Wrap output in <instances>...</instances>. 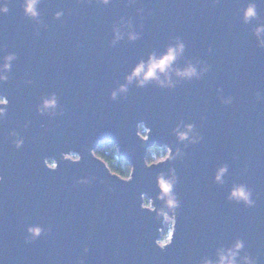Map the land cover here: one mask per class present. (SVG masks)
I'll return each mask as SVG.
<instances>
[{
    "label": "water",
    "instance_id": "95a60500",
    "mask_svg": "<svg viewBox=\"0 0 264 264\" xmlns=\"http://www.w3.org/2000/svg\"><path fill=\"white\" fill-rule=\"evenodd\" d=\"M250 2L259 19L244 24ZM8 4L0 14V61L11 52L17 59L9 80L0 81L8 100L0 105V264H200L236 238L264 264V101L256 99L264 95V49L252 32L264 23V0H41L43 26L25 16L23 0ZM59 10L64 16L56 20ZM121 17L133 20L141 38L110 47ZM177 36L186 44L177 65L203 60L210 72L175 89L133 83L111 99L141 59ZM219 88L232 105L221 104ZM53 92L64 114L50 118L37 106ZM181 122L195 124L203 140L185 148L174 134ZM12 132L24 141L20 149ZM110 142L131 166L130 179L95 155ZM153 147L185 155L149 165ZM225 163L224 183H215ZM174 177L169 195L181 200L179 217L159 186ZM85 178L91 183H78ZM233 183L252 189L255 207L228 201ZM146 201L151 208L142 209ZM168 219L172 244L160 250L155 240ZM29 225L45 234L26 244Z\"/></svg>",
    "mask_w": 264,
    "mask_h": 264
},
{
    "label": "clouds",
    "instance_id": "9594fccd",
    "mask_svg": "<svg viewBox=\"0 0 264 264\" xmlns=\"http://www.w3.org/2000/svg\"><path fill=\"white\" fill-rule=\"evenodd\" d=\"M98 3H102L107 6L112 3V0H97ZM130 3H135V0H129ZM215 3H219L220 0H214ZM41 0H23L22 7L24 9V14L26 17L35 21L36 24L42 25L43 22L40 18L41 14L39 11V4ZM140 13L143 9L138 10ZM9 12L8 0H0V14H7ZM64 16V11L59 10L54 14L56 20H60ZM259 19L257 12V5L255 2H250L248 6L243 10V22L244 24H251V22ZM142 27V26H141ZM252 32L257 40V47L264 49V23H259L252 29ZM113 38L110 42V47L117 46L122 40L127 38L129 42H135L141 38V33L136 31L134 22L131 18L125 19L121 17L119 21L115 22L112 26ZM36 35H39L37 30ZM186 49V44L184 41L177 36L174 43L169 44L167 49L161 53H157L153 50L147 60L141 59L135 67L132 69L130 74L126 75L125 82L119 84L111 92V99L113 101L120 98L122 94L126 96L129 90V85L135 83L136 87L144 88L152 83L161 89H175L181 82H189L193 79L200 80L205 74L211 71V65L203 60H196L195 62L189 60L183 67L177 65L179 58H182ZM208 52L211 54L213 48L210 46ZM17 59L15 52H11L3 56L2 61H0V81H8L9 73L12 70V63ZM27 83L32 84L33 81L29 80ZM219 100L223 105H232L234 102V97L229 95L225 96L222 88H219ZM257 101H264V95L260 92L256 93ZM8 100L4 97H0V105H7ZM59 97L55 92L50 95H46L42 98L41 103L37 106V110L42 114H47L50 118H54L57 115H63L64 110L60 109ZM6 114V108L0 107V118H3ZM174 134L177 136L179 142L183 143L187 141L184 146L187 148L190 144H197L203 140V136L196 130V125L193 123H184L177 125L174 129ZM10 135L16 137L13 141L15 147L20 149L23 146V139L18 136L17 133L12 132ZM185 153L181 149L177 148L175 154L172 151H168L165 155L159 157L157 160L149 161V165L160 163L163 160H176L183 159ZM74 159L79 160L80 157H74ZM51 167V165H50ZM228 164H222L216 172L214 181L218 184H223V177L228 172ZM131 178V170L124 179ZM92 179H95L93 177ZM4 182V176L0 175V183ZM179 182L178 177H174L171 180L166 181L165 179H160L159 186L165 195H168L165 206L170 208L173 213L179 217L178 209L181 207V200L178 194H173L174 185ZM78 183L90 184V179H81ZM227 199L229 202H236L237 204L243 203L247 208H253L256 205V200L253 199V191L247 184L244 183H233L230 192L228 193ZM141 208H151V204L144 202L141 204ZM51 232V228L48 229ZM45 234V229L38 225H29L27 228V235L25 236L24 242L26 244L33 243ZM156 246L160 250H166L172 244V234H168L163 238H158L155 240ZM246 245L242 238H236L230 246H220L216 249L215 256L216 259L211 257H203L200 260V264H260L259 256H253L250 252L245 251ZM85 252L89 249L85 248ZM244 253L241 255V253ZM80 264H84L81 260Z\"/></svg>",
    "mask_w": 264,
    "mask_h": 264
},
{
    "label": "trees",
    "instance_id": "16d2710c",
    "mask_svg": "<svg viewBox=\"0 0 264 264\" xmlns=\"http://www.w3.org/2000/svg\"><path fill=\"white\" fill-rule=\"evenodd\" d=\"M165 154L166 152H163V148L153 147L148 152V164L149 161L157 160ZM95 155L105 162L114 174H117L123 179L128 175L129 170H132L131 166L119 155L117 146L111 142L101 144L95 151ZM49 164H52V161ZM146 202L149 203V201Z\"/></svg>",
    "mask_w": 264,
    "mask_h": 264
},
{
    "label": "rangeland",
    "instance_id": "374dc122",
    "mask_svg": "<svg viewBox=\"0 0 264 264\" xmlns=\"http://www.w3.org/2000/svg\"><path fill=\"white\" fill-rule=\"evenodd\" d=\"M163 152H166L164 148H163ZM74 157H76V155H74V154L70 156L71 159H74ZM165 228L166 229L164 231L163 237L167 236L170 233L172 234V229H173L172 220H170V219L167 220Z\"/></svg>",
    "mask_w": 264,
    "mask_h": 264
},
{
    "label": "built area",
    "instance_id": "2783aa9c",
    "mask_svg": "<svg viewBox=\"0 0 264 264\" xmlns=\"http://www.w3.org/2000/svg\"><path fill=\"white\" fill-rule=\"evenodd\" d=\"M141 135L144 137V138H146V134H147V131L144 129V128H141ZM162 148H164L165 149V151H166V153L169 151L168 150V148H166V147H162ZM166 229V228H165ZM162 238H163V236H162Z\"/></svg>",
    "mask_w": 264,
    "mask_h": 264
}]
</instances>
